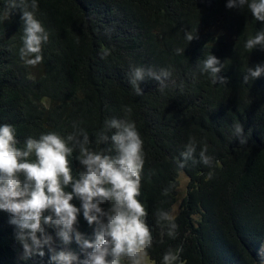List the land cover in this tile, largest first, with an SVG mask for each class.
<instances>
[{
    "label": "trees",
    "instance_id": "obj_1",
    "mask_svg": "<svg viewBox=\"0 0 264 264\" xmlns=\"http://www.w3.org/2000/svg\"><path fill=\"white\" fill-rule=\"evenodd\" d=\"M13 2L19 0H0V125L14 126L18 146L51 131L66 137L76 125L96 147L106 120H132L144 140L140 200L154 240L151 261L160 264L166 251L182 246L183 264H257L264 239V75L247 83L243 76L264 64V51L244 47L264 24L246 6L226 8L227 0H36L49 40L33 66L20 55L24 22ZM185 32L198 38L188 42ZM211 54L227 83L214 84L200 71ZM136 67L170 75L163 85L141 83L137 96L128 79ZM237 123L248 137L243 146L234 136ZM190 142L197 161L207 148L211 167L189 161L178 168ZM75 155L74 176L81 170ZM180 173L187 190L172 238L158 214H171ZM78 219V230L91 238L82 213ZM8 220L0 211V264H48L47 249L43 258L19 257L23 249ZM69 247L80 251L75 242Z\"/></svg>",
    "mask_w": 264,
    "mask_h": 264
},
{
    "label": "clouds",
    "instance_id": "obj_2",
    "mask_svg": "<svg viewBox=\"0 0 264 264\" xmlns=\"http://www.w3.org/2000/svg\"><path fill=\"white\" fill-rule=\"evenodd\" d=\"M245 6L255 21L264 24V0L226 3L228 9L241 10ZM12 7L21 9L24 22L21 58L35 66L42 62V46L49 40V33L35 15L38 4L36 0H19ZM196 38V34L185 32L188 42ZM244 47L250 52L257 47L264 51V28L247 39ZM199 67L214 84L227 83V78L219 75L223 64L215 55H208ZM169 75L166 70L157 73L136 67L128 79L140 96L144 93L141 83L155 80L163 85ZM262 75L264 64L248 67L243 82ZM73 128L66 137L55 131L42 133L39 138L28 137L19 147L14 126L0 125V211L8 214V223L14 226V238L23 249L21 259L43 258L47 249L48 264H150L154 240L147 223L148 211L140 200L144 140L135 122L115 117L106 120L104 130L96 134V147L86 130L76 125ZM233 131L239 144L245 145L248 137L243 125L235 124ZM206 152L205 147L197 161L196 144L190 142L181 153L178 168L183 169L189 161L211 167L213 160ZM74 153L81 166L75 176L70 159ZM74 199L80 201V207L72 203ZM81 213L93 229L91 238L78 230ZM158 220L167 222V235L175 238L178 226L174 217L161 211ZM49 229L54 230L55 238ZM73 242L79 252L70 249ZM182 252V246L169 249L160 264H183ZM258 255H264V244Z\"/></svg>",
    "mask_w": 264,
    "mask_h": 264
},
{
    "label": "rangeland",
    "instance_id": "obj_3",
    "mask_svg": "<svg viewBox=\"0 0 264 264\" xmlns=\"http://www.w3.org/2000/svg\"><path fill=\"white\" fill-rule=\"evenodd\" d=\"M45 103L50 104V101L45 100ZM186 188H187V177L184 174L180 173L178 178H177L175 203L173 204L172 210H171L172 216L177 213L178 208H179V204H180L182 198L186 195V190H187ZM262 244H264V239L262 241ZM260 248H261V246H260ZM19 257H21V254H19ZM150 264H154V263L151 261ZM257 264H264V255H258V263Z\"/></svg>",
    "mask_w": 264,
    "mask_h": 264
},
{
    "label": "water",
    "instance_id": "obj_4",
    "mask_svg": "<svg viewBox=\"0 0 264 264\" xmlns=\"http://www.w3.org/2000/svg\"><path fill=\"white\" fill-rule=\"evenodd\" d=\"M45 100H49V99H48L46 96H44V97L41 98V102H42L43 104H45L46 107H48L49 104H48V103H45Z\"/></svg>",
    "mask_w": 264,
    "mask_h": 264
}]
</instances>
